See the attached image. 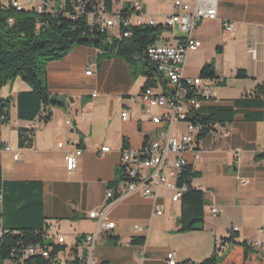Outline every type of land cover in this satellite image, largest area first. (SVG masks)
<instances>
[{"label": "crops", "instance_id": "1", "mask_svg": "<svg viewBox=\"0 0 264 264\" xmlns=\"http://www.w3.org/2000/svg\"><path fill=\"white\" fill-rule=\"evenodd\" d=\"M19 1L26 9L37 5L36 0L31 7L24 4L26 0ZM115 1L114 10L131 0H122L120 5ZM141 1L145 11L157 20L176 11L166 0L168 9L162 12L159 0H155L154 15L147 10L148 0ZM224 22H230L233 29L226 31ZM194 36L201 45L206 40L218 46L213 58L201 57L196 75L187 62L198 56L193 51L186 59L189 76H198L202 66L213 59L217 79L209 80L212 98L202 104V113L209 108L234 110L231 121L212 124L198 140V158L191 151L185 154L189 165L199 173L191 185L204 192L202 227L177 232L180 200L172 201V189L155 188L151 196L128 194L107 211L115 226L99 231L93 251L98 262L200 261L213 253L221 238L232 233L264 254V164L259 157L264 153V0H217V18L200 21ZM157 43H176V39L162 38ZM238 69L245 70V78L236 77ZM87 70L91 73L86 74ZM46 81L49 93L65 103L64 107L50 109L47 122L18 119L15 97L29 90L27 83L16 78L0 88L1 97L12 98L8 116H0L1 178L4 182H41L48 242L56 244V238L63 237L61 246L68 250L96 230L97 222L88 214L103 208L105 193L118 177L121 149L141 148L144 138L158 128L150 117L158 110L146 112L140 104L145 77H133L124 58L104 55L95 47L75 46L63 59L47 63ZM257 85L263 87L260 99L253 95ZM123 111L128 112L126 118L121 115ZM178 123L180 129L173 127L177 138L185 131V125ZM21 127L34 129L31 147L18 146ZM103 146L109 150L101 153ZM77 149L82 152L76 167L69 171L65 156ZM211 208L219 209V214L213 216ZM233 226L238 230L233 231ZM104 234L116 238V243ZM136 237L145 240L142 244L130 243Z\"/></svg>", "mask_w": 264, "mask_h": 264}, {"label": "trees", "instance_id": "2", "mask_svg": "<svg viewBox=\"0 0 264 264\" xmlns=\"http://www.w3.org/2000/svg\"><path fill=\"white\" fill-rule=\"evenodd\" d=\"M106 10H112V1L105 0ZM46 11L37 14L33 8L18 10L10 2L0 0V88L16 78L28 84L29 90L20 91L15 97L17 117L21 120L41 122L50 119V109L64 107V99L51 95L47 89L46 65L63 59L75 46H91L98 48L104 55L114 54L124 58L132 68V76L145 77V86H154L153 64L146 62L141 54L150 45L156 43L162 32L160 26L129 27L131 35L125 37L111 36L106 32L91 29L85 17L70 20L60 12ZM11 18L12 23L8 22ZM39 24V26H38ZM124 29V28H123ZM148 67V69L146 68ZM199 76L217 79L213 61L205 63ZM236 77L245 78L243 69L236 71ZM262 85L253 91L254 97L260 99ZM12 98L0 96V116L5 119ZM232 108H209L205 114L201 109L191 119L194 124L202 125L198 135L201 139L214 123L223 124L232 120ZM33 133L21 127L18 130V146L21 148L33 145ZM259 157L264 158V153ZM117 179L111 183L115 187L121 179V171ZM199 175L190 165L185 166L176 180L178 187H185L180 198V214L177 218V232H188L201 229L204 217V192L191 185L192 179ZM0 219L2 233L0 235V264H9L12 250H22L30 242L44 240L47 237L48 224L43 215L42 188L39 181H10L1 178L0 167ZM112 242L116 238L104 234ZM144 237L131 239L132 244H142ZM53 251L64 249L57 244H49ZM42 257L30 256L21 264H46ZM98 264H106L99 262ZM175 264H264V254L247 241H240L232 233L223 237L215 246L213 253L200 261L184 260Z\"/></svg>", "mask_w": 264, "mask_h": 264}, {"label": "built area", "instance_id": "3", "mask_svg": "<svg viewBox=\"0 0 264 264\" xmlns=\"http://www.w3.org/2000/svg\"><path fill=\"white\" fill-rule=\"evenodd\" d=\"M33 7L37 14L46 11H55L51 0H36ZM105 0H62L59 7L65 18L76 20L85 17L86 23L92 29L106 32L111 36L129 37V27L160 26L162 32L160 39H176V43L160 45L154 43L147 47L141 54L146 62L153 64L154 86H145L139 94L140 104L146 112L157 109L151 113V121L158 125L156 131L144 138L139 149L123 147L120 152L118 167L121 171V179L118 184L107 189L105 202L101 210H92L88 216L95 219L97 228L94 232L86 234L79 246L68 250H56L43 242L27 243L22 250H12L9 264H21L23 259L37 256L46 259V264H98L93 251L100 229H112L115 226L113 220L108 219L107 211L119 198L138 192L143 196L155 194V188L166 187L174 191L172 201H179L185 187H178L176 180L181 170L189 165L185 154L193 152L195 158L199 157L197 149L198 135L202 131V125L194 124L192 118L199 111L204 102L211 100L212 90L210 79L198 76H189L185 71L187 56L201 46V41L194 36L198 23L202 20H214L217 18V0H167L176 10L166 14L161 20L148 14L141 0H131L124 7L116 10H106ZM112 4H113V0ZM14 2L16 9H26L19 0H5ZM122 0H116L120 5ZM9 18L8 22L12 23ZM39 26V24H38ZM124 28V29H123ZM178 29L181 35L174 36V29ZM226 31L233 29L230 22H224ZM167 30L170 37H163V31ZM87 70L86 74H90ZM128 112L123 111L122 117L126 118ZM176 122L185 125V131L180 137H175L173 127ZM33 132L34 129H31ZM228 135V132H226ZM9 147L5 146V150ZM108 146L100 147V152H107ZM82 150L65 156L66 166L72 171L78 162ZM264 164V158H262ZM220 212L217 208H211L213 216ZM160 214V211H157ZM233 231L238 227L233 226ZM264 232V229H261ZM64 242L63 237L56 238V244ZM254 244H252L253 246ZM261 245V243H259ZM172 263V261H170Z\"/></svg>", "mask_w": 264, "mask_h": 264}, {"label": "rangeland", "instance_id": "4", "mask_svg": "<svg viewBox=\"0 0 264 264\" xmlns=\"http://www.w3.org/2000/svg\"><path fill=\"white\" fill-rule=\"evenodd\" d=\"M61 1L62 0H51V3L54 6L58 7L60 5ZM24 2L23 3L27 7H31V6L36 4L35 0H26ZM159 2H160V6H161L160 8H161L162 12L166 11L168 9L166 0H159ZM147 10L149 12H152L155 15V0H148ZM159 19L160 18H158V20ZM168 34H169V32L167 30L163 31V35L164 36L168 35ZM173 35L174 36H179V35H181V32L176 28L173 31ZM217 52H218V46L216 44H214L211 41L202 40V45L198 48V50L194 51V53L192 52L193 54H196L198 57L193 56V58L188 60V62H187V66L192 68L193 75L198 74L199 65L201 63V57H208L209 56V57L213 58L214 55L217 54ZM189 54H191V52ZM212 58H210L209 61H212L213 60ZM146 68L148 69L147 66H146ZM174 129H180V123L176 122V125L174 126ZM44 241L46 243H49L48 242L49 238L46 237Z\"/></svg>", "mask_w": 264, "mask_h": 264}, {"label": "bare ground", "instance_id": "5", "mask_svg": "<svg viewBox=\"0 0 264 264\" xmlns=\"http://www.w3.org/2000/svg\"><path fill=\"white\" fill-rule=\"evenodd\" d=\"M10 3H11V5H12L13 7H15V6H14V2H10Z\"/></svg>", "mask_w": 264, "mask_h": 264}]
</instances>
